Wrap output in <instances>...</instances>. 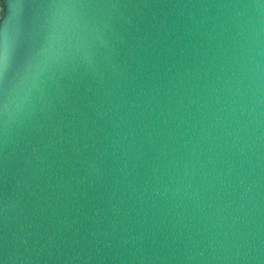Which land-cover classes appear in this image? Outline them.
Returning a JSON list of instances; mask_svg holds the SVG:
<instances>
[{"label": "water", "instance_id": "1", "mask_svg": "<svg viewBox=\"0 0 264 264\" xmlns=\"http://www.w3.org/2000/svg\"><path fill=\"white\" fill-rule=\"evenodd\" d=\"M0 264H264V0H0Z\"/></svg>", "mask_w": 264, "mask_h": 264}]
</instances>
